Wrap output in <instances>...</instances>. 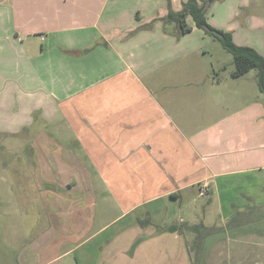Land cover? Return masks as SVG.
I'll list each match as a JSON object with an SVG mask.
<instances>
[{
  "label": "crops",
  "instance_id": "0c3cea01",
  "mask_svg": "<svg viewBox=\"0 0 264 264\" xmlns=\"http://www.w3.org/2000/svg\"><path fill=\"white\" fill-rule=\"evenodd\" d=\"M188 1L0 4V123L10 138L27 143L25 156L15 155L5 167L8 173L14 167L9 176L13 193L21 177L38 185L27 192L36 205L31 204V212L25 208L31 215L30 235L39 224L46 226L37 239L38 257L50 238L62 234L66 241H78V212L87 221L81 229L86 233L95 222V211L88 208L102 201L109 206L110 199L119 214L90 238L143 209L110 237V245L113 250L120 245V256L130 262L158 256L165 249L161 239H186L167 232L169 226L197 222L186 219L193 190L198 198L211 197L218 179L264 174V94L257 71L233 77V56L216 60V39L192 17L186 19L188 33L168 19ZM240 12L230 14L226 25L206 18L207 23L264 56V40L258 46L237 41L234 34L239 25L246 31L264 28V18L248 12L242 23L232 24ZM33 128L39 134L30 138L27 130ZM36 145L45 146L40 155L29 154ZM204 188L208 192L202 196ZM56 193L70 199L51 197L50 204L49 196ZM169 203L176 207L174 216L156 226L152 218ZM251 206L235 207V213ZM233 224L210 234L215 242L206 246L204 264L212 252L216 264L228 255L232 261L226 264H264V217ZM254 255L262 260L252 261Z\"/></svg>",
  "mask_w": 264,
  "mask_h": 264
},
{
  "label": "rangeland",
  "instance_id": "374dc122",
  "mask_svg": "<svg viewBox=\"0 0 264 264\" xmlns=\"http://www.w3.org/2000/svg\"><path fill=\"white\" fill-rule=\"evenodd\" d=\"M236 10H241V12L238 15L239 18H237L232 24L236 23L238 25V22L240 21L242 23L248 12L253 16L264 18V0H211L209 7L206 9V18L210 19L212 22H217L220 25H226L227 20L233 17ZM230 14L233 15L230 16ZM189 19L188 24L193 25V21L191 18ZM239 26H236V32L234 33L237 41L243 40L253 44L257 42L255 45L258 46L263 42L264 28L255 31L253 28H250V31H246ZM216 41L219 49L216 50L215 59L231 60L232 55L224 49L221 42L217 39ZM217 72L228 74V72L225 73L219 70ZM4 126V123H0V264H42L53 255L57 253L61 255L72 247L75 250L73 254L69 256H65L64 254L57 258L52 264H204V255H207L205 248L209 243L211 244L212 241H209L208 238H210L211 232L216 227H228L229 223L233 221L244 222L264 217V174L253 175L252 173H249L240 176L233 175L228 176L227 178L218 179L217 181H221L220 186L219 188H214V193L211 197L207 196L198 198L196 189L192 191L193 194L191 195V198L186 200L190 214V218L187 217L186 219L197 220V222H194L192 225L199 226L203 238L202 242H196V234L188 231L189 224L184 223L183 225L187 232L183 235L186 236V239L184 237H176V241L174 242L171 239H161V243L159 242V244L165 247V249L168 248L169 251L160 248L158 256L147 258L142 257L146 255H142L139 259L136 258L135 261L130 262L122 255L120 256L123 249L120 245L118 248H115L117 250L111 248L110 244L112 242L110 237L114 236L118 229H123L133 222L135 220L134 218L140 214L143 209L127 217L124 221L114 225L111 224V226H108L99 232L95 238H90L110 221L114 220L116 215L119 214L120 209L115 206L110 199L109 206H105L102 201V203L97 202L95 207L88 208L90 213L95 211V222L93 225L88 226L86 233L81 231V229L82 226L87 224V221L84 219V215H81L78 212V225L81 227L78 241H66L62 234L58 239L53 238L51 240L50 238L47 250L43 255L38 257L35 251L39 242L37 239L41 236L43 227L46 226L39 224L35 232L30 235V230L32 229V225L30 224L31 215L30 213L25 215L27 210L31 212L30 208L32 204V200L29 198L27 192L30 190L34 191L32 188L38 189V185L36 183L37 186L34 187L35 184L32 182L31 177H21L19 183L16 184V192L13 193V190L11 191L10 187L12 186V181L9 176L14 167H11L10 169L12 170L8 173L5 164L13 159L15 155H19L20 157L25 156V145L27 143L24 144L17 142L18 139L10 138L8 129L4 128ZM27 131L30 138L34 136L36 137L39 134V129L33 128ZM29 132H31V134H29ZM23 139L24 138L20 141L24 142L25 140ZM44 147V145L33 146L34 149L31 152L29 151V154L38 153L40 155V150ZM20 165L15 166L19 168V171L22 168ZM54 175L55 177H61L57 174ZM4 177H6V179ZM59 179L62 178L54 180L58 181ZM194 192H196V194H194ZM45 193V196L49 195L47 194L48 192ZM51 197H64V200L70 199V196L68 195L56 193V196H49L50 204H52ZM256 203L261 206L257 208V205H255ZM32 205L36 204L34 203ZM247 205H252L251 209L243 210L241 213H235V207L240 208ZM168 206H170V208H168ZM172 206V203H169V205L159 208V214L152 218L153 223L156 226L162 227L161 225L168 223V216H174L176 207L174 208ZM25 208H27V210ZM87 212L88 210H86V213ZM178 215L179 214L175 216L173 221H176ZM148 221L147 218L143 223H147ZM142 224H139L140 228H143ZM212 242L214 243L215 240ZM200 244H202L201 248ZM77 245L80 246H78L76 250L75 247ZM127 245L128 244H125V246ZM111 250H113V253ZM130 251L132 252L134 249L129 250L128 252ZM211 256L212 258H209L210 261L207 259V264H216L218 259L215 256V253L212 252ZM226 257L222 258L223 261H220L221 264H226L225 261L228 260L232 261V258H230L231 255ZM246 259L247 258L244 257V260ZM259 259L260 261L262 260L259 256H252V261Z\"/></svg>",
  "mask_w": 264,
  "mask_h": 264
},
{
  "label": "trees",
  "instance_id": "16d2710c",
  "mask_svg": "<svg viewBox=\"0 0 264 264\" xmlns=\"http://www.w3.org/2000/svg\"><path fill=\"white\" fill-rule=\"evenodd\" d=\"M201 1L203 3L202 5H200L197 0H189L184 4L182 11L170 12L168 19L176 21L181 26L182 33H188L190 32V29L187 28L186 19L189 16L192 17L199 29L204 30L207 34L213 36L215 39L221 42L224 49L233 56L235 64V72L233 73V77H242L251 70H256L258 86L260 91L264 94V56H262L256 49L252 47L237 45L230 33L215 30L210 25H208L206 19V10H204L207 0ZM206 27H209L212 31L210 32L206 30ZM214 32L221 33V36L215 35ZM233 223L236 222H230L228 228L234 227ZM215 229L211 232V234L216 231ZM166 231L170 233H180L182 235L187 232L183 224H173L169 226ZM188 231L194 232V234H196V242H202L203 238L201 236L199 226L189 225ZM201 245L202 244H200V248L202 247Z\"/></svg>",
  "mask_w": 264,
  "mask_h": 264
},
{
  "label": "water",
  "instance_id": "95a60500",
  "mask_svg": "<svg viewBox=\"0 0 264 264\" xmlns=\"http://www.w3.org/2000/svg\"><path fill=\"white\" fill-rule=\"evenodd\" d=\"M5 1L6 0H0V4L4 3ZM210 3H211V1L207 0V3H206V6H205L204 10H206L209 7ZM206 30H208L210 32L212 31L209 27H206ZM214 34L217 35V36H221V33H219V32H214Z\"/></svg>",
  "mask_w": 264,
  "mask_h": 264
},
{
  "label": "built area",
  "instance_id": "2783aa9c",
  "mask_svg": "<svg viewBox=\"0 0 264 264\" xmlns=\"http://www.w3.org/2000/svg\"><path fill=\"white\" fill-rule=\"evenodd\" d=\"M208 192V188H204L201 190V195L204 196Z\"/></svg>",
  "mask_w": 264,
  "mask_h": 264
}]
</instances>
